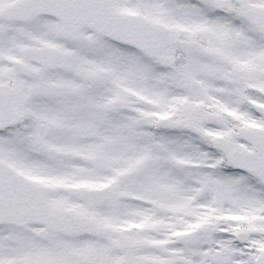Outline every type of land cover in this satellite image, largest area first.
<instances>
[{
  "label": "snow or ice",
  "instance_id": "obj_1",
  "mask_svg": "<svg viewBox=\"0 0 264 264\" xmlns=\"http://www.w3.org/2000/svg\"><path fill=\"white\" fill-rule=\"evenodd\" d=\"M0 264H264V0H0Z\"/></svg>",
  "mask_w": 264,
  "mask_h": 264
}]
</instances>
